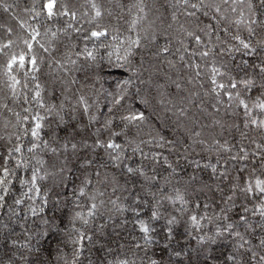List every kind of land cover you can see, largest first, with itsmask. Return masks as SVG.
Here are the masks:
<instances>
[{
  "label": "trees",
  "instance_id": "1",
  "mask_svg": "<svg viewBox=\"0 0 264 264\" xmlns=\"http://www.w3.org/2000/svg\"><path fill=\"white\" fill-rule=\"evenodd\" d=\"M34 2L39 8L40 0H0V5L11 6L8 11L0 6V43H6L8 39L17 40V37L23 34L19 27L21 20L33 27L36 26L30 12L26 11L32 8ZM92 2L93 0H57L58 5L67 3L76 10L75 27L80 28L81 31L69 30L67 35L59 34L52 47H49L46 39L37 37L40 43L49 47V51L44 52L38 44L35 45V53L42 59H38L39 70L35 73L36 80L33 81L31 76L28 79V88L23 87L24 79L20 76L18 78L21 84L17 85L14 95L13 90L8 86L7 76L0 70V167L4 166V158L8 156L9 149L14 148L18 143L22 147L25 158H31L27 152L32 139L31 133L29 131L27 137L23 135L17 125L16 113L23 117L26 114H35V111L39 110L42 115H46L43 109H39L32 100L36 83L41 86V97L45 104L59 105L61 101L65 104V123L59 126V137L64 138L75 128L77 133L75 142L80 145L75 153L71 148L66 153L61 152L56 155L47 151L40 153L46 161L49 172L53 171L51 167L53 163H56L57 167L64 164L63 183L60 182L59 176L53 175H49L44 180H38L41 196L35 201L25 197L20 205H15L13 200L18 198L21 192H27L28 186H21L19 179H13L9 195L5 197L6 203L3 208H0V260L11 259L13 264H25L20 259L23 255L27 264H66V262L72 264L76 250L73 240L78 235L77 229L91 233L92 240L91 242L87 239L83 241L82 254L78 257L76 264H107L110 260L123 259L125 256L135 259L136 264H148L149 258L156 260L158 264H210L206 259L208 251L212 256L211 264H234L228 259L230 255H236L237 259H240L243 254L244 260H249L250 253L236 248L238 238L227 233L217 237L215 244L204 246L198 243L197 237L205 234L214 235L217 226L224 225L225 221L217 217L221 208H229V219L235 222L239 214H245L243 207L247 206L249 211L245 215L253 224L255 231L246 232L242 224H238L235 230L244 234L245 239H250L252 245L257 246L254 250L260 252L258 245L262 233L259 228L255 227L260 222V217L252 215L255 202L245 201L241 195L237 194L233 197L235 207H230L233 202H229V205L224 203L230 194V186L238 170L243 167L247 171L253 164L259 163V157L254 158L251 153L259 151L256 149V143H264V130L254 125L245 127L244 109L243 106H238L235 93L240 92L249 107L260 93L258 88L249 93L239 83L236 89H231L228 75H222L217 77V83H223L225 88L219 90L218 101L216 93L212 91L211 68L209 67L215 60L217 67L224 65L223 70L239 80L246 78L245 71L247 70L240 71L236 65L240 64L242 59H247L249 63H252L255 57L243 56L242 53L229 54L226 51L215 57L210 55L202 59L198 53L205 50L208 41L205 31L213 33L212 40L215 42L216 21L211 18L212 12H209L208 16L203 14L206 9H201L196 12L195 16L190 17L186 15V12L195 10L180 6L177 0H94L101 8L103 15L90 25L88 21L92 17L90 7ZM195 2L197 0H189V3ZM254 3H258V0H254ZM139 7H143V12L138 10ZM173 13L177 17L175 21L172 19ZM137 16L143 19L138 22L135 31L128 33L129 24ZM40 20L43 24L44 18L41 17ZM67 23H72V21L66 16H58L54 18L50 26L55 30L57 27H64ZM95 23L107 26L112 34H115V29H119L121 35L131 34L133 38L137 32L140 34L141 43L144 46L129 57L131 67L124 61L117 60L114 51L109 58L108 52L112 49L101 46V44L113 43L111 35L107 40L101 38L99 42L95 38L84 40V36L89 35V28ZM206 25H210L211 28H206ZM5 27H11L13 33L9 35ZM40 31L43 34L44 28L41 27ZM188 31L200 35L202 43L197 45L193 37L187 36ZM153 35L156 36V40L149 43ZM243 35L247 36V32L243 31ZM221 36H223L222 31ZM85 44L89 49L95 47L96 62L89 68L81 58L77 65L79 70L66 74L56 64V61L60 60L63 64L67 51L82 50ZM160 46H167L169 51L159 56L152 55ZM216 51L218 52L219 49L217 48ZM120 54L123 55V50ZM181 55L184 56L183 60L180 59ZM3 60L4 57L0 56V65L3 64ZM197 64L200 66L199 76L196 75ZM131 69H138V71L134 73ZM73 76L79 83L71 85L65 91L67 85L64 81ZM85 77L88 79L86 80ZM129 77L135 82L131 92L135 94L139 89V97L135 106L143 110L147 117L137 141L147 140L148 136L145 134L148 132L157 137V140L140 145L142 151L148 154L146 160L141 157L139 151L133 153L132 147H129L126 150L128 159H125L123 164L133 167L142 165L148 176L160 178L157 181H146L138 175H125L126 170L123 164L119 168L115 167L102 148L93 147L96 130L110 115L107 105L111 97L107 96V92L115 93L116 85ZM141 80L144 81L143 84L139 82ZM93 81H95V89L81 90V84H91ZM259 83L257 79V86ZM227 91L233 92L231 103L225 95ZM81 92L89 98V103L93 105L91 111L98 116L96 122L89 123L87 115L81 111H78L73 118L69 106L75 103L76 96ZM97 92L99 95H96ZM25 95H27L28 103H25ZM139 98L146 100L147 104H143ZM5 104L7 108L4 107ZM97 104L99 109H97ZM25 108H28L30 112L25 113ZM177 109H183L184 115L181 116ZM253 115L259 116V110L254 109ZM57 123L55 118L46 119L41 131L42 139L51 141L52 130L57 129ZM118 124L117 117L114 125ZM24 126L30 129L31 121ZM193 130L201 133V136L196 138L197 140H205L207 143L193 145L189 138L190 131ZM18 135L20 136L19 141L16 139ZM128 135L135 137L136 130L130 129ZM106 136L107 133L102 132L101 138H106ZM159 137H163L164 140L160 141ZM214 139H218L221 143L227 142L230 150L221 149L217 152L215 146L212 145ZM122 140L123 137L117 138L118 143ZM84 141L87 142V146H84ZM165 141H173L175 147ZM159 144L164 146L159 147ZM185 145L188 146L187 151H185ZM209 145H212L211 149ZM241 147L249 152L248 159L233 160L232 156L237 155ZM153 153L160 155L153 159ZM14 156L18 158L19 154H14ZM165 157L167 163H165ZM89 160L92 161L90 166L86 163ZM101 164L105 166L101 171L106 170L110 176L115 175L119 180L120 187L115 193L112 192L111 185L95 184L94 173ZM169 164L175 168V172L168 167ZM209 164L217 165L215 174L211 167L205 166ZM14 166L15 160L10 159L8 167ZM34 166H37L35 161H31L28 168L21 167L18 170V176L29 180ZM225 169H227L228 179L220 175ZM239 174L244 175V173ZM86 176H92L98 191L104 193L97 200L99 203V200L103 199L104 205L99 208L95 218L85 229L80 220L74 217L76 212L83 211L86 214L87 208L84 205L90 202L86 197L80 198V207H78L77 198L72 193L73 189H78L82 185ZM164 178H167L169 182L165 183ZM176 188L186 193V204H181L179 201L173 204L169 200L160 199L161 195L172 194L173 189ZM158 190L160 195L153 199L151 192ZM45 191L48 192L46 205L41 203ZM30 195H35V193ZM137 196L139 197L138 203L136 202ZM117 197L119 204L128 205L129 208L138 207L139 218L148 221L155 229V232L151 233L153 242L146 250L143 248L139 225L134 222L136 216L130 210L124 211L123 214L116 212L113 205L109 203ZM157 200H159V216L156 220H151L153 205ZM9 206L16 213L15 215L9 211ZM32 206L37 208L35 216L31 212ZM41 207L43 211H39ZM181 208L184 209L183 212L180 211ZM193 214L198 220L205 215L212 219L211 221L207 218L200 220V228L196 229L189 220ZM109 216L113 218L109 219ZM172 217H175V222L169 225L167 221ZM44 220H48L49 223L44 224ZM4 225H8V228L6 229ZM100 225L105 226L102 231H98ZM167 227L172 228L171 239H168L165 231ZM43 233L47 234L43 235ZM5 237L17 239L18 242L12 246ZM29 238L31 251L24 247V241ZM137 243L141 245L140 250L134 247ZM133 252L135 256H132ZM251 264H256V261H251Z\"/></svg>",
  "mask_w": 264,
  "mask_h": 264
},
{
  "label": "snow or ice",
  "instance_id": "2",
  "mask_svg": "<svg viewBox=\"0 0 264 264\" xmlns=\"http://www.w3.org/2000/svg\"><path fill=\"white\" fill-rule=\"evenodd\" d=\"M177 3L185 8L190 7L195 11L186 12L188 16H195L197 11L201 9H206L204 11V15L208 16L209 12H212V19L216 21V29L215 32V42L212 40V32L205 31L201 29V31H205V35L208 36L207 44L205 45V50L200 51L198 54L203 58H207L210 55L215 57L216 55L223 54L224 52L232 53H242L243 56L247 57H255V61L249 63V60L242 59L240 64L236 65L240 71H245L246 78H241L237 80L235 76H232L226 70L224 65L217 67L215 64V60L213 63L209 65L211 68V79L210 82L212 84V91L216 93L217 100L219 101L220 89H224L225 85L223 83H217V77L222 75H228L229 77V87L231 89L237 88V83L244 86L247 92H251L253 89L258 88L259 95L256 100L253 101L251 107H249L246 99L241 97L240 92L235 93V100L238 102V106H243L244 115H245V127L249 125H254L257 128L264 130V0H258V3H254V0H209V2H205V0H197L195 3H189V0H177ZM4 8L5 11H8L11 7L10 5L3 4L0 5ZM91 13L92 17L88 21L90 25L93 24L94 21L100 19L103 15L101 8L94 2L91 3ZM140 12H143V7H139ZM26 11L30 12L32 16V20L35 21L36 26L33 27L31 24H26L24 21H19V27L22 30L23 34L17 37V40L8 39L6 43H0V56L4 57L3 64L0 65V70L3 71L4 75L7 76L9 81V87L13 90V94H16L17 85L21 84V80L18 78L23 76L24 79V88H28V79L31 76L33 81L36 80L35 73L39 70L38 67V59L39 58L34 50L36 44L39 45L44 52L49 51V47L54 46L55 40L58 38L59 34L63 33L65 35L68 34L69 30L80 32V28L75 27V22L77 21V12L74 10L69 4H59L57 0H40L39 8L36 7L35 2L31 9H26ZM58 16H66L68 17L72 23H67L64 27H57L55 30L52 29L51 22L54 18ZM44 18V23H41L40 18ZM143 17L137 16L132 19L131 23L128 26V33H131L136 30L138 22L142 20ZM172 19L175 21L177 19L176 14L173 13ZM222 26V27H221ZM41 27L44 28L43 34H41ZM183 29V25L180 26ZM206 28H211L210 25H206ZM259 29V31L257 30ZM5 31L11 35L13 33V29L11 27H5ZM221 31L223 36H221ZM243 31L247 32V36L243 35ZM89 35L84 36V40L88 41L93 38L96 39L97 42L101 40V38L107 40L109 35H111V41L108 45L101 44L102 47H109L112 49L108 52V57L111 58L113 51L116 54L117 60H122L126 64H129L131 67V61L129 57L135 54V51L144 45L141 43V36L137 32L135 38L129 35H121L119 29H115V34L110 33V30L107 26L101 25L99 23H95L93 27H90ZM187 36L193 37L196 44L200 45L202 43V38L200 35H197L194 32L188 31ZM37 37H41V39H46V42L49 44V47H45V44L40 43V40ZM145 39H147L145 37ZM156 40V36L153 35L151 41L152 43ZM208 45H211L210 47ZM75 47L74 45L72 46ZM219 49L217 52L216 49ZM18 49V50H16ZM121 50H123V55H121ZM169 48L167 46H160L158 50L152 55L159 56L161 53H167ZM187 51V49H185ZM195 55V53H194ZM75 57V58H73ZM83 59L84 64H86L89 68L93 63L97 60L96 49L93 47L89 49L87 44L83 47L82 50L79 51H67L65 53L64 63L62 64L60 60L56 61V64L63 69L66 74H71L73 71H78L77 68L78 63ZM181 60L184 59V56L181 55ZM171 63V62H170ZM71 66V67H68ZM142 66V64H141ZM123 67V65H121ZM199 65H196L197 72L196 75L199 76ZM134 73L138 71V69H131ZM249 72L251 74H249ZM87 80L88 77H85ZM259 79L260 83L257 86L256 80ZM98 80V77H97ZM141 84L144 81H139ZM67 85L65 91L68 90V87L71 85H75L79 83V81L73 76L71 79L64 81ZM134 80L129 77L128 79L121 80L116 85V92H107V96L111 97L107 108L108 113L110 114L105 118L103 124L96 130V138L93 142L94 148H102L104 152L107 154L108 158L112 161L115 167L119 168L123 164L125 159H128L126 155V150L129 147H132L133 153L139 151L141 157L143 159H148V154L144 153L140 148L142 144H148L156 142L157 137L153 136L151 132L146 133L148 139H140L137 141V137L141 135V130L143 129L144 123L147 119L145 112L139 108H137L136 102L139 97V89L136 90V93L133 94L131 92V88L134 86ZM179 88V85H177ZM81 90L84 88L95 89V81L91 84H81ZM96 95H99L97 92ZM225 95L228 97L229 103L233 101V92L227 91ZM143 104H147L146 100L143 98H139ZM32 100L35 101L36 105L39 109H43L46 115H42L39 110L35 111V114H26L23 117L20 116L19 113H16L17 125L23 132L25 137L28 136L29 131L31 133V142L30 146L27 149V152L30 154V159L25 158L22 147L18 143L14 148L9 149V154L4 158V166L0 167V208H3L6 199L5 197L9 195L10 185L13 184V179H19L21 186L27 185V192H21L20 196L13 200L15 205H20L25 197L28 199L35 201L37 197L41 196V188L38 185V180H44L49 175L59 176L60 182L63 183V173H64V164H60L57 167L56 163L51 165L53 171L49 172L46 167V161L40 155V153L51 152L53 155L64 152L66 153L69 148L75 153L80 146L77 142H75L76 130L73 129L72 132L67 133L64 138H60L58 135L59 126L65 123V104L63 101L59 105L56 104H45L41 97V86L39 83L34 84V93L32 96ZM25 103H28L27 95H25ZM95 103V102H94ZM7 108V104L4 105ZM70 111L73 114V118H75V114L78 111H81L84 115H87L89 123L96 122L98 120V116L92 113L91 109L93 107L92 104L89 103V98L81 92L78 96H76L75 103L70 105ZM97 109H99V105L97 104ZM258 109L260 112L259 116L253 115V110ZM11 111V109H9ZM25 113H29L30 110L28 108L24 109ZM181 116L184 115L183 109H177ZM118 117L119 124L114 125V120ZM48 118H55L57 123V129L52 130L51 141L42 139L41 131L44 128V122ZM23 121V123H21ZM31 121V128L25 127L24 125ZM122 125V126H121ZM79 127V126H78ZM118 129V130H116ZM130 129L136 130V136L132 137L128 135ZM102 132H106V138H101ZM200 131H190L189 138L192 140V144H206L205 140H197L196 138L200 137ZM123 137L122 142L118 143L117 138ZM17 141L20 140V136L16 137ZM160 141H163V137L158 138ZM165 143L172 145L175 147V143L173 141H165ZM255 143V141H253ZM84 146H87V142H83ZM212 145L215 146V150L219 152L221 149L230 150L227 142L221 143L218 139H214L212 141ZM212 145H209V148H212ZM159 147H163V144H159ZM187 145H185V151H187ZM256 149L259 151H253L251 155L255 157H259V163L253 164L250 170H245V168H241L238 170V174L234 177V182L230 186V194L225 199L224 203L229 205V202H233V197L237 194L241 195L245 201L252 200L254 201L252 215H259L260 222L255 226L261 230V238L259 239V249L260 252L254 250V247L251 243L250 239H245V235L242 234L239 230H235L238 224H242L245 228V231L254 232L255 228L253 224L248 220L245 215L249 209L247 206L243 207V213L239 214L238 220L235 222L230 221L228 216L229 208H221L220 212L217 214L218 218H222L225 223L223 226H217L214 235H200L197 237V241L201 246L211 245L216 243L217 237L221 236L224 233L232 237H236L237 249H243L246 253H250L249 260H244L243 254H241L240 259H237L236 255H230L228 257L229 260L233 261L234 264H251V261H256V264H264V143H256ZM242 153V155H241ZM14 154H19L17 158ZM159 153H153L152 158L155 159L158 157ZM249 157V152L241 147L237 155L232 156L233 160L239 159L241 161L247 160ZM10 159L15 160V166L12 168L8 167V163ZM31 161H35L37 166L32 167L31 177L29 180L24 179L23 177L18 176V170L23 168H28ZM88 166L92 164V161L89 160L86 162ZM165 163H167V158L165 157ZM206 167H211L213 174L217 171V165L209 164L205 165ZM124 169L126 170L125 175H138L143 177L146 181H157V176H148L145 168L142 165H137L136 167L130 166L128 164H123ZM169 168H172V165H168ZM105 168L104 165H98L94 173L95 184L107 186H112V192L115 193L117 189L120 187L119 180L115 175H111L105 170L101 171V169ZM172 172H175V168H172ZM239 173H244L241 176ZM220 175L224 179H228L227 169L222 171ZM164 182L168 183L167 178H164ZM94 184V180L92 176H86L82 185L79 186L78 189H73V196L77 198V206L80 207L79 200L80 198H87V203L84 207L87 208L86 214L83 211L76 212L74 218H78L82 224L83 228H87L90 221L95 218L100 207L104 205V200L100 199L99 203H97L98 197H102L104 195L103 192L98 191L97 187ZM91 189V191H89ZM150 191V190H149ZM31 193H35V195H30ZM153 199H155L158 195H160V191L151 192ZM186 193L181 192L179 188L173 189L172 194L169 195H161L160 199H166L175 204L179 201L181 204H186L185 200ZM119 198L116 200H110L109 203L113 205L116 212L123 214L124 211L130 210L135 216L136 220L134 221L137 225H139V230L142 233L143 240V248L147 249L148 245L153 242V236L151 233L155 232V229L150 226V223L144 219H140V211L138 207L129 208L128 205L119 204ZM136 202H139V197H136ZM42 204L48 203V192L45 191L43 193V197L41 198ZM159 200L156 201V204L153 205V210L151 212V220H156L159 216L158 212ZM199 207V205H197ZM207 207V205H205ZM230 207H235V203H231ZM43 207L39 209V211H43ZM9 211L15 215L16 213L13 211L11 206H9ZM181 212L184 211L183 208L180 209ZM32 215L35 216L37 214V208L35 206L31 207ZM112 216H109V219H112ZM207 218L211 221L212 217L201 216L199 220L195 214L189 217L191 225L199 229L200 228V220ZM175 222V217H172L167 221L169 225ZM44 224H48V220L43 221ZM7 229L8 225H4ZM104 225H100L98 231H102ZM78 235L76 239L73 240V243L76 245V250L73 256L72 264H76L78 257L82 254V249L84 247L83 241L85 239L91 242L92 234L85 231H81L80 229L76 230ZM165 231L168 234V239H171L172 228L167 227ZM47 233H43L46 235ZM27 235V233H26ZM5 239L10 241L12 246L17 244V239H12L11 237H5ZM135 239V238H133ZM247 246V247H246ZM24 247L31 251L30 238L24 241ZM123 247V246H121ZM134 247L137 250L141 249V245L139 243L135 244ZM207 251V249H206ZM179 255V253H176ZM132 256H135V253H132ZM258 257V259H257ZM22 261L27 264L26 258L22 255L20 257ZM206 259L210 262L212 260L211 252L208 251V255ZM0 264H13L11 259L8 260H0ZM67 264V262H66ZM107 264H136L135 259H129L127 256L123 259H115L110 260ZM148 264H158L156 260L149 258Z\"/></svg>",
  "mask_w": 264,
  "mask_h": 264
}]
</instances>
